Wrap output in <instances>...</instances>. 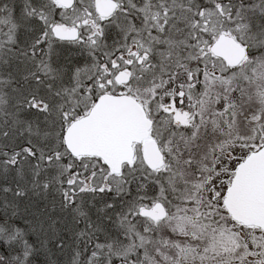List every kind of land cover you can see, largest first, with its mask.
Masks as SVG:
<instances>
[{"label": "snow or ice", "instance_id": "1", "mask_svg": "<svg viewBox=\"0 0 264 264\" xmlns=\"http://www.w3.org/2000/svg\"><path fill=\"white\" fill-rule=\"evenodd\" d=\"M0 264H264V0H0Z\"/></svg>", "mask_w": 264, "mask_h": 264}]
</instances>
